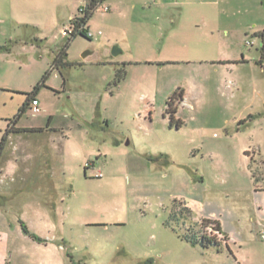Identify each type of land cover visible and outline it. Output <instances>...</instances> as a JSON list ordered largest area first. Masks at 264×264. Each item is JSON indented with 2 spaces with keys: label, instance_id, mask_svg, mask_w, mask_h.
Segmentation results:
<instances>
[{
  "label": "rangeland",
  "instance_id": "rangeland-1",
  "mask_svg": "<svg viewBox=\"0 0 264 264\" xmlns=\"http://www.w3.org/2000/svg\"><path fill=\"white\" fill-rule=\"evenodd\" d=\"M52 4L0 0V264H264L262 0H102L16 118L83 16ZM203 219L218 250L179 235Z\"/></svg>",
  "mask_w": 264,
  "mask_h": 264
},
{
  "label": "trees",
  "instance_id": "trees-1",
  "mask_svg": "<svg viewBox=\"0 0 264 264\" xmlns=\"http://www.w3.org/2000/svg\"><path fill=\"white\" fill-rule=\"evenodd\" d=\"M101 1L102 0H86L84 6L81 7L82 10L79 9L81 12H83V16H77V17H74L70 20L71 22L74 23L73 32L70 35L65 36L66 42L58 50L57 54L54 56L52 63H51V66H50V69L45 72V74L43 75V77L41 79V82L38 83L34 87L32 92L26 93L27 94L26 102L19 109V113L17 114L16 118L22 112H24L28 106L30 107L31 100L36 97L35 95H36L37 88L40 85L44 84L45 78L48 76L49 72L52 69H54V68L59 69L60 67L73 65V62H71L70 60L67 59L66 47L69 44L70 40L77 35L88 37L87 33H86V31H87V28H86L87 20L89 19V17L93 13V10L96 8V6L101 3ZM262 2L264 4V0H262ZM254 35L257 36L261 40V48H260L261 56L256 61V63L264 69V27L261 30L254 32ZM88 38H90V37H88ZM117 75H118L117 79L115 80L116 82L121 80V78L123 77L124 74H117ZM63 84H64V79H63ZM176 95H177V91H175L168 99V104H169L168 110L169 111L174 110L173 108H171L170 103L176 97ZM263 114H264V111H263ZM6 140H7V135H4L2 138V143H4ZM85 167H87V166H85ZM178 204H180L179 209L172 212V216H170V218L177 217L176 216L177 212H179V214L181 213L182 217L183 216L186 217L188 214H190L188 207L183 205L181 202H179ZM175 220H178V218H175ZM182 223L185 226V221H183ZM165 224L169 225V222L167 221ZM200 224H201V227L212 226V229L215 232H213V231L205 232V231H202L200 229H196L194 227V225H188L185 227L184 231L179 233L180 237L192 245H196V246L202 247L204 249H208V248L213 246L218 250L219 246L221 245L222 239L217 234H220V235L223 234V238L224 239L226 238V236L222 232V229L219 225V222L217 220L203 219ZM23 227L26 229L25 225H23Z\"/></svg>",
  "mask_w": 264,
  "mask_h": 264
},
{
  "label": "crops",
  "instance_id": "crops-1",
  "mask_svg": "<svg viewBox=\"0 0 264 264\" xmlns=\"http://www.w3.org/2000/svg\"><path fill=\"white\" fill-rule=\"evenodd\" d=\"M62 1L63 0H7L9 9L11 11L12 20H14L18 23H25V24H39V23H43V22L44 23L45 22L51 23V22L59 21L57 16L53 14L54 6L52 3L54 2L55 4H58L59 2H62ZM191 1L192 0H190V2ZM65 2L68 3V5L71 7L72 4L75 2V0H67V1L65 0ZM83 2L85 3L86 0H83ZM51 4H52V6L50 8V12H48L49 6ZM74 17H76V16H74ZM74 17H72V18H74ZM72 18H70L69 21ZM182 101L183 100L181 99V102ZM84 173H85V171H84ZM214 220H217L219 222V225L222 229V224H221L220 220L219 219H214ZM222 235L223 234H221V236Z\"/></svg>",
  "mask_w": 264,
  "mask_h": 264
},
{
  "label": "built area",
  "instance_id": "built-area-1",
  "mask_svg": "<svg viewBox=\"0 0 264 264\" xmlns=\"http://www.w3.org/2000/svg\"><path fill=\"white\" fill-rule=\"evenodd\" d=\"M83 6H81V7H83ZM81 7H80V10H82ZM103 10L107 11L108 8L104 7ZM73 30H74V23L69 21V24L67 26L63 27L62 34L64 36H68V35H70L73 32ZM86 33H87L88 37H92L94 35V33L92 31H89L88 29H87ZM98 33H100V31H98ZM30 107L32 108V110L34 112H39L40 111V108H39V105H38V101H37L36 98H33L31 100ZM259 236H260L261 239H264V225L262 227H260V229H259Z\"/></svg>",
  "mask_w": 264,
  "mask_h": 264
},
{
  "label": "water",
  "instance_id": "water-1",
  "mask_svg": "<svg viewBox=\"0 0 264 264\" xmlns=\"http://www.w3.org/2000/svg\"><path fill=\"white\" fill-rule=\"evenodd\" d=\"M119 52H120V49L118 48V46L117 45H113L112 49H111V54L112 55H117ZM88 53H89L88 51L84 52L83 53V57H85Z\"/></svg>",
  "mask_w": 264,
  "mask_h": 264
}]
</instances>
